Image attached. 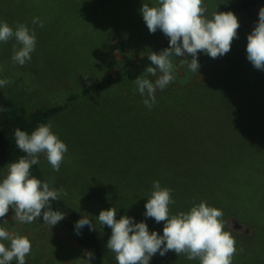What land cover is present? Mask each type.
<instances>
[{"label":"rangeland","instance_id":"374dc122","mask_svg":"<svg viewBox=\"0 0 264 264\" xmlns=\"http://www.w3.org/2000/svg\"><path fill=\"white\" fill-rule=\"evenodd\" d=\"M238 1L203 0L209 18ZM144 3L156 6L157 0H0V22L14 30L18 23L25 24L36 35L31 60L23 66L12 60L13 45L20 47L15 38L0 42V79L10 81L1 87L5 95L27 113L63 106L88 86L123 71L127 61L136 62L155 52L166 36L160 30L149 33L140 12ZM261 7L264 2L235 14L240 27L231 50L216 59L204 54V61L198 60V72L180 65L184 57H173L175 79L166 89H157L151 110L143 104L146 94L141 96L134 80L125 78L107 91L80 96L50 119L53 133L68 151L59 171L53 170L46 154L38 158L54 188L67 192L61 197L79 207L84 201L107 204L103 208L114 207L117 220L127 215L136 223L145 222L150 233L163 235L164 222L144 216L153 182L159 181L161 187L172 190L175 203L169 205L170 214L188 212L201 201L222 210L224 230L236 241L232 264H258L252 254L264 257V227L260 225V236L253 239L249 222L257 225L259 210H264V148L240 146L244 137L260 145L257 138L264 136V71L253 67L246 52L247 35ZM34 18L43 27L33 24ZM126 40L130 43L123 49L118 43ZM142 75L153 82L157 78ZM206 132L217 134L214 142L203 138ZM215 149L230 160L239 156L235 173L244 179L219 207L207 201L210 194L199 190L205 182L230 184L229 175L215 169L217 165L225 168L229 159L211 162L207 157ZM194 150L203 156L191 155ZM7 172V167H0V181ZM255 188L261 190L255 192ZM13 216L10 208L0 218V224L5 219L8 224L0 226L29 238L32 247L26 264L28 259L32 264H83L87 259L73 235L59 223L51 228L41 216L21 224ZM232 218L239 219L240 230L233 229ZM100 233L110 238L111 229L105 225ZM106 245L102 243L104 249ZM106 251L109 263L118 264L115 253ZM244 253H249L247 260H240L239 254ZM149 264L199 261L169 251L164 256L155 254Z\"/></svg>","mask_w":264,"mask_h":264},{"label":"clouds","instance_id":"9594fccd","mask_svg":"<svg viewBox=\"0 0 264 264\" xmlns=\"http://www.w3.org/2000/svg\"><path fill=\"white\" fill-rule=\"evenodd\" d=\"M143 20L154 34L157 30L169 38V46L158 54L148 56L155 67H146L145 73L157 77L153 82L147 76L140 75L134 84L141 96L146 97L143 104L149 110L155 105L157 89L164 90L175 79L173 57H184L180 65H187L192 72H198L201 65L198 53H204L216 59L231 50L234 39H238L240 27L238 18L231 12H212L207 16V7L203 0H157L156 6L144 3L140 9ZM33 24L43 23L34 18ZM15 38L20 47L13 45L12 60L23 66L31 60V53L36 47L35 31L22 23L15 27L7 22H0V42L7 43ZM247 60L257 70L264 71V7L259 9L258 21L247 35ZM192 58L189 60L188 56ZM157 72L160 74L157 75ZM10 81L0 79V87ZM0 111L6 109L0 108ZM17 148L24 153L18 161L7 165L6 177L0 181V218H4L9 209L14 210V219L21 223H32L42 216L43 222L51 228L65 218L62 211H54L52 201L61 195L67 196L63 189H56L48 182H42L31 173L33 165L39 163V154H46L47 161L54 171L60 170L67 145L53 133L51 123L40 124L29 134L19 128L14 130ZM175 203L172 190L161 187L159 181L153 182V191L145 204L144 216L153 218L156 223L164 222L163 235L156 231L149 232L145 222L136 223L127 215L116 219L117 210L112 207L102 210L97 218L101 226L111 229L107 249L115 253L118 264H149L151 258L159 253L164 256L174 251L178 256L186 255L188 260H198L199 264H232L236 253V241L230 231H225L223 212L207 205L205 201L195 204L188 212L170 214L169 205ZM5 219L0 225H7ZM89 226L95 231L93 221L83 215L75 223L76 234ZM0 241H8L9 246L0 242V264H26V256L31 252V242L27 236L9 232L0 226ZM87 259L83 264H91L94 254L86 251Z\"/></svg>","mask_w":264,"mask_h":264},{"label":"trees","instance_id":"16d2710c","mask_svg":"<svg viewBox=\"0 0 264 264\" xmlns=\"http://www.w3.org/2000/svg\"><path fill=\"white\" fill-rule=\"evenodd\" d=\"M264 2V0H240L237 3H234L228 7H222L218 12H228L231 11L234 14L240 13L242 11H247L253 7H255L258 3ZM130 43L129 40L126 41H120L118 44L122 46V48L126 47ZM169 46V38H165L163 43L160 45V47L155 51V53H159L163 49L168 48ZM123 48V49H124ZM151 54V53H150ZM149 54V55H150ZM146 55L142 58H140L136 62H126L123 68V71L116 75H108L103 80L94 83L87 88H85L81 95H75L68 99L67 103L63 106H56L51 107L47 109H38L31 113H27L25 110L17 107L15 103L9 99L2 88L0 87V108L6 109V111H0V167H7V165L11 162L18 161V158L22 155H25L22 153L16 146L15 140H14V130L16 128H19L21 131H26L29 134H31L32 131H34L38 125L40 124H47L50 119L53 117L59 115L64 109L68 107V105L79 98L80 96H87L93 93L97 92H104L113 87L114 85L119 84L122 80L125 78H128L130 80H135L138 76L142 75L145 71L144 69L146 67H155L151 64L150 60L148 59V56ZM198 60L200 62L204 61V53H198ZM203 138L206 140H210L211 142H214L216 139L217 134L216 133H203ZM259 139L260 145L257 144L256 140H253L250 137H244L242 139L241 148H247L249 149H263L264 148V136ZM189 143L191 142V139L188 140ZM193 156H199L202 157L203 153L198 150H194L190 153ZM228 159V155H225ZM224 155H221V152L218 150H211L210 152H207V157L211 162H217L220 159H225ZM240 164V158L239 156L234 155L231 160L229 159L228 165L223 168V165H217V168H215L217 171L220 172V170L224 171V173L230 178V184L223 186V182L221 180V183L214 184L211 181L205 186H202L199 190L201 192L206 193V196L210 194L209 197H206L207 201L213 202V205L215 206H221L225 200L229 199V191L232 192L237 188L239 181L244 182V179L241 176H237L238 173H235V169ZM220 168V169H218ZM31 173L33 176H35L37 179L41 180L42 182H48L51 187L54 188L52 183L47 179L44 170L41 168L40 164L33 165L31 168ZM231 173V174H230ZM217 174H219L217 172ZM221 179L223 177L221 176ZM220 182V181H219ZM150 188V187H149ZM261 189L255 188V192H259ZM139 194L135 192L134 195ZM264 192H262L261 196H263V202H264ZM133 195V194H132ZM82 206V207H81ZM81 206H73L69 204L66 200H64L61 196L58 200L52 201V208L54 211H62L65 214V218L59 222L62 227L67 230L70 234L73 235L74 239L76 240L79 248L86 253V251H90L94 254V259L91 261V264H110L107 256H106V250L102 246V243L104 242L107 244V241L109 239V235L106 233H100V230L105 229V225L101 226L98 222L97 218L99 216L100 211L107 210L105 207H108L107 204H100L98 202L92 204L87 201H84ZM234 212V211H233ZM259 217L261 218L259 223L257 225L256 222H249L251 229H252V238H258L260 236V225L264 227V210H259ZM235 216L239 217L240 215L237 212L233 213ZM83 215H88L89 218L93 221V225L95 228V231L89 230V226H84L80 230V235L76 234L75 230V223L82 218ZM233 216V215H232ZM237 220V218H236ZM239 220V219H238ZM237 220V221H238ZM241 221H245L240 218ZM248 222V221H245ZM239 223V222H238ZM101 228V229H100ZM102 239V241H101ZM6 245V241H3ZM111 253V250H110ZM86 256V255H85ZM249 256V253L239 254L240 260H247ZM252 257L258 262V264H264V257H260L257 255H253ZM87 258V256H86ZM27 263H31V261L28 259ZM32 264V263H31Z\"/></svg>","mask_w":264,"mask_h":264},{"label":"water","instance_id":"95a60500","mask_svg":"<svg viewBox=\"0 0 264 264\" xmlns=\"http://www.w3.org/2000/svg\"><path fill=\"white\" fill-rule=\"evenodd\" d=\"M231 226L233 227V229L235 230H240L241 229V225L238 223V221L235 218L231 219Z\"/></svg>","mask_w":264,"mask_h":264}]
</instances>
